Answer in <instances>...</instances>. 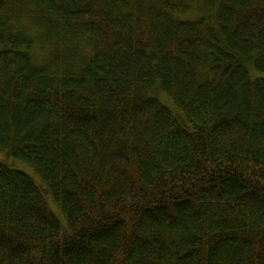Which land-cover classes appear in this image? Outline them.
Segmentation results:
<instances>
[{
    "label": "trees",
    "instance_id": "obj_1",
    "mask_svg": "<svg viewBox=\"0 0 264 264\" xmlns=\"http://www.w3.org/2000/svg\"><path fill=\"white\" fill-rule=\"evenodd\" d=\"M0 153V264H264V0H0Z\"/></svg>",
    "mask_w": 264,
    "mask_h": 264
},
{
    "label": "rangeland",
    "instance_id": "obj_2",
    "mask_svg": "<svg viewBox=\"0 0 264 264\" xmlns=\"http://www.w3.org/2000/svg\"><path fill=\"white\" fill-rule=\"evenodd\" d=\"M192 14L195 15H200L201 12L198 9H194L192 11ZM159 96L157 97L159 99V101L161 103H163L164 105H166L168 108H170L173 112H175V107L172 104V102L166 97V95L164 94H158ZM0 161H2L3 163H6L7 165H9L10 167L14 168V169H18L22 172H24L25 174H27L28 176H30L35 182L38 183V177L37 175L33 172V170L27 166L26 164L19 162V161H15V160H10L6 157L5 154H1L0 153ZM45 194V193H44ZM46 198L48 199V196L45 195ZM50 198V197H49ZM48 202L50 204V206L52 207V209L54 211L57 212V214L60 216L61 220L64 222V219L62 218V216L60 215V213L57 211L52 199L50 198V200L48 199Z\"/></svg>",
    "mask_w": 264,
    "mask_h": 264
}]
</instances>
